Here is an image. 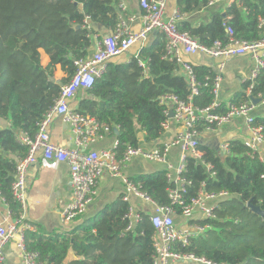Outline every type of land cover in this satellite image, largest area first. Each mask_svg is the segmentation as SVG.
<instances>
[{"label": "trees", "instance_id": "trees-1", "mask_svg": "<svg viewBox=\"0 0 264 264\" xmlns=\"http://www.w3.org/2000/svg\"><path fill=\"white\" fill-rule=\"evenodd\" d=\"M206 4L207 0H176L181 16ZM118 9L119 0H0V118L10 123L0 128V194L13 219L21 216L23 209L12 195L11 184L16 162L27 152L17 131L35 135L38 122L54 105L61 85L75 72L74 62L90 55L96 32L91 24L112 32L120 21ZM226 16L228 19L212 11L197 26L183 19L177 28L205 46L227 40V27L236 38L255 41L262 34L258 23L264 18V0H235L226 7ZM155 36L127 62L108 61L102 75L84 89L85 96L74 109L112 132L116 128L120 152L127 145L138 146V130L147 143L163 135L162 123L168 117L161 96L174 94L186 99L189 94L187 79L178 73L179 65L166 56L164 34L157 32ZM41 50L49 58L46 65L41 62ZM56 66L63 73L58 80ZM193 68L202 83L206 76L215 75L204 66ZM250 84L246 81L231 102H242L250 96L264 100V67L247 95ZM212 100L210 85L201 86L193 104L203 108ZM224 110L225 103L220 102L216 111ZM254 124L261 126L264 134V116H255ZM197 150L200 159L188 156L185 160L183 176L190 181L183 195L185 203L200 190L226 191L230 197L217 203L215 219L198 221L208 225L204 232L185 245L175 243L174 249L216 264H264V218L247 206L251 202L264 210V160L239 140L228 141L226 154L201 144ZM131 179L157 205L170 204L165 170ZM128 207L120 196L96 217L60 234H39L30 226L24 233L25 246L48 264H62L69 252L74 257L68 264H153L150 214L142 213L134 228L126 230L124 215ZM176 209L179 213L180 208Z\"/></svg>", "mask_w": 264, "mask_h": 264}, {"label": "built area", "instance_id": "built-area-1", "mask_svg": "<svg viewBox=\"0 0 264 264\" xmlns=\"http://www.w3.org/2000/svg\"><path fill=\"white\" fill-rule=\"evenodd\" d=\"M223 0H207V6ZM235 0H227L234 2ZM142 11L143 26L133 31L127 22L120 20L114 30L99 40H96L95 50L85 58L74 62L76 70L69 81L61 85L60 93L54 101V105L48 110L37 124L34 136L22 135L19 140L27 146V152L20 157L15 166L14 180L11 191L14 199L23 209L25 206L26 191L28 188L27 172L32 164L39 160L44 162H66L69 166V181L71 198L62 209V221L65 224L82 216L87 206L96 194V186L102 176L107 173L118 177L123 183L122 200L128 201L129 195H134L152 204L154 210L150 213L149 220L154 228L152 242L154 246L153 264L190 263V264H216L202 256L191 253H180L174 249L175 243L185 245L191 237H194L208 228V225L198 221L215 219L214 209L220 199L230 197L226 191L207 192L200 190L189 202L184 201L183 195L187 191L190 181L183 173L186 168L185 160L188 156L201 158L197 150L200 136L203 131L216 130L235 117L240 116L247 125L250 136L242 143L249 149L256 150L264 143V134L261 126L254 124L255 116L252 114L256 105L250 97L242 102H228L225 110L218 112L220 107L219 87L220 76H206L203 83L197 78L192 63L186 59L197 53H202L211 58L227 59L235 56H248L254 63L247 81L251 84L247 89L250 92L252 83L259 71L264 67V18L259 19V27L262 29L261 37L255 41L236 38L231 27H227V40H215L211 45L205 46L186 31L177 28L182 16L178 9H174L169 17H164L167 0H137ZM120 5V4H119ZM153 32H160L166 38V56L173 58L179 65V73L187 79L189 94L186 99H181L174 94H165L160 97V103L164 105V113L168 117L170 111L172 117L162 123L164 131L172 120L175 125L174 137L167 143L156 146L153 149H144L140 146L127 145L120 152L119 142L116 139L113 145L106 149H93L92 144L105 134L112 133L106 126H100L92 118L80 114L69 107L79 89L91 87L96 78L105 70L106 63L112 58L126 52L132 45L145 42ZM211 87L213 100L203 108L193 104V97L199 92L201 86ZM264 104V100L261 101ZM55 116H60L62 122L74 134V146L65 148L55 145L50 139L49 126ZM178 146L180 154L176 164L168 161L167 157L171 147ZM219 150L226 154L228 142H223ZM134 157L164 164L166 178L170 186L168 196L170 204L157 205L144 191L141 185L123 174L125 166ZM211 166L207 164V168ZM264 176V175H263ZM208 201L212 203L209 204ZM176 206L180 208L177 212ZM9 214H11L9 209ZM141 212L129 205L124 217L127 219L126 230L134 228L141 220ZM174 216L186 219L184 227L177 226ZM30 225L25 222L23 216H19L8 222L0 223V264H7L4 247L10 240H15L22 254L23 264H48L41 262L37 254L27 250L24 233Z\"/></svg>", "mask_w": 264, "mask_h": 264}, {"label": "crops", "instance_id": "crops-1", "mask_svg": "<svg viewBox=\"0 0 264 264\" xmlns=\"http://www.w3.org/2000/svg\"><path fill=\"white\" fill-rule=\"evenodd\" d=\"M119 17L120 20L127 22L128 27L137 31L143 26L142 11L139 8L137 0H119ZM230 4L227 0L216 2L212 5H206L189 14H183L181 20H186L193 26H197L201 22H205L212 11H219L226 16V7ZM174 9H177L176 0H167L164 17H169ZM91 27L96 31L93 35L94 42L90 49V54L95 50L96 38L104 37L110 34L111 31L96 25L91 24ZM157 33H151L145 42H140L132 45L126 52L112 58L110 61L117 63L127 62L132 55H136L140 47L150 43L155 38ZM41 62L46 65L49 61L48 56L41 50ZM193 66L207 67L213 74L220 76L219 101L227 104L232 101L243 90V84L250 76L253 69V61L246 55L230 57L227 59L211 58L202 53H197L192 56H187ZM180 70H178L179 73ZM63 76L59 66L55 69V78L58 80ZM85 96L84 89H79L72 100L69 102L71 109H76L79 101ZM252 114L254 116H264V104L259 103L255 106ZM9 121L5 118H0V128L8 127ZM175 125L172 120L169 121V127L163 135L153 143L144 141L143 133L138 130L139 144L138 146L144 149H153L158 145L169 142L175 134ZM51 141L58 146L70 148L74 146V134L62 122L60 116H55L49 126ZM18 138L23 134L17 131ZM250 136V131L240 116L233 117L230 122L224 126L213 130L203 131L200 136L199 144L216 149L220 153L219 146L223 142L230 140H239L243 142ZM116 140L114 132L105 134L102 138L97 139L93 144V149H106L113 145ZM261 159L264 160V143L260 144L256 149ZM180 154L178 146L171 147L168 154V161L176 164ZM159 164L160 166H158ZM164 164L151 162L141 157H134L125 166L123 174L126 177L133 178L140 174L154 173L159 170H164ZM28 188L26 191L25 206L22 216L34 231L39 234H60L64 231L78 226L84 220L91 217H96L101 209L107 204L112 203L120 196L122 198L123 183L118 177H113L105 173L98 181L96 186V194L87 206L86 212L79 219L73 220L68 224L62 221V209L71 198V187L69 181V166L66 162H44L39 160L32 164L27 172ZM127 203L135 210L141 213L150 214L154 210V206L141 198L134 195H129ZM211 204V201H208ZM13 220L9 214V207L5 203L0 194V223ZM174 221L177 226L184 227L187 224L185 218L174 216ZM4 254L7 264H23L22 254L15 240H10L4 247ZM74 257L72 252H69L62 264L68 262ZM171 264H185L184 262Z\"/></svg>", "mask_w": 264, "mask_h": 264}, {"label": "water", "instance_id": "water-1", "mask_svg": "<svg viewBox=\"0 0 264 264\" xmlns=\"http://www.w3.org/2000/svg\"><path fill=\"white\" fill-rule=\"evenodd\" d=\"M223 17L225 18V14H223ZM79 26H76V28H78ZM250 99H251V102L254 104V105H258L259 103H261L262 99L261 98H255L253 96H250ZM173 116V112L170 111L169 114H168V117H172ZM114 133L117 134L118 133V130L115 128L114 129ZM223 154V153H221ZM247 206L253 211L255 212L256 214H258L259 216L263 217L264 218V210H262L259 206H255L253 204H251V202H248L247 203Z\"/></svg>", "mask_w": 264, "mask_h": 264}, {"label": "rangeland", "instance_id": "rangeland-1", "mask_svg": "<svg viewBox=\"0 0 264 264\" xmlns=\"http://www.w3.org/2000/svg\"><path fill=\"white\" fill-rule=\"evenodd\" d=\"M152 162V161H151ZM156 163H158V162H156ZM158 166H160L159 164H157ZM185 264H190V263H185Z\"/></svg>", "mask_w": 264, "mask_h": 264}]
</instances>
